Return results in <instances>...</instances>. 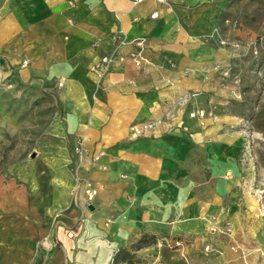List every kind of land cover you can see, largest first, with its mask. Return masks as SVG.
<instances>
[{"label":"crops","instance_id":"obj_1","mask_svg":"<svg viewBox=\"0 0 264 264\" xmlns=\"http://www.w3.org/2000/svg\"><path fill=\"white\" fill-rule=\"evenodd\" d=\"M238 2L0 0V79L47 84L60 103L20 182L0 180V264H110L143 234L184 240L183 254L154 243L135 253L162 264H264L261 201L240 162L245 90L212 68L239 60L219 44L237 34L223 21ZM115 34L145 36L146 62L91 70ZM184 92L193 95L178 106ZM195 109L202 120L188 116ZM150 119L162 123L133 137ZM80 139L79 175L97 188L90 208L72 170Z\"/></svg>","mask_w":264,"mask_h":264},{"label":"rangeland","instance_id":"obj_2","mask_svg":"<svg viewBox=\"0 0 264 264\" xmlns=\"http://www.w3.org/2000/svg\"><path fill=\"white\" fill-rule=\"evenodd\" d=\"M229 13L235 22L229 30L237 33L231 39L244 49V54L236 57L239 63L233 61L230 66L232 75L240 68L245 80L243 83L241 75L237 76L239 84L235 85H242L245 90V139L240 162L253 173L252 183L261 201L264 223V0H239ZM59 113V98L47 84L19 83L13 75L0 79V180L3 183L14 179L20 182L21 170L37 157V146L46 138L51 121ZM132 261L131 264H145L148 260L135 255Z\"/></svg>","mask_w":264,"mask_h":264},{"label":"built area","instance_id":"obj_3","mask_svg":"<svg viewBox=\"0 0 264 264\" xmlns=\"http://www.w3.org/2000/svg\"><path fill=\"white\" fill-rule=\"evenodd\" d=\"M130 1L132 4H138L144 0H130ZM156 1L162 2V3L165 2V0H156ZM156 16H157V11H153L151 13V17L155 18ZM223 22L228 28L230 26H234L235 24V22L231 20L229 17L225 18ZM113 39L117 41L114 49L111 52H107L101 55L99 60L95 62L94 64H92L91 70L103 74L104 72L108 71L110 67L112 66V64H114L116 61H122L125 58L129 59L135 66H142L146 62V57H145L146 37L145 36H138L131 40H126V38H124L122 35L115 34L113 36ZM219 44L224 47H230L235 52L236 57H240L241 55L244 54V49L235 39L225 38V37L220 38ZM126 45H131L132 46L131 49L128 52H126V54H118L117 52L118 48L126 46ZM26 63H27V60L22 61V65H25ZM212 68L221 72V75L224 78L231 77L230 66L222 67L220 64H214ZM231 80H232L233 85L239 84V78L237 76H233ZM58 84L62 85L63 81L59 80ZM192 95L193 93L191 92H184L178 98V100L176 101V104L178 106H184L186 102L191 98ZM239 96L240 94L238 93L237 97ZM205 115H206V112L203 109H195V110H190L188 112V116L190 118L197 117V118H200L201 120L205 117ZM161 123H162L161 119L143 120L132 126V135L135 138L145 136L151 133L156 128V126ZM201 123H203V121H201ZM73 154H74V159L72 163V170L76 175L77 181L81 184L82 191L85 195L86 204L87 206H89L92 203V200L94 199L97 193V188L93 185L90 179L82 178L79 175L80 168L84 162V159L88 155V150L84 146L82 139L78 140L76 144L74 145ZM100 155L101 153H93L91 155V161L96 162L100 158ZM210 218L211 220L213 219L215 220V217L213 215H211ZM220 230L226 234H229L232 230V226L229 222H225ZM68 235L73 236L74 233L72 231H69ZM39 243L43 246H49L50 244L49 240H47L46 238H42L39 241ZM154 244L156 247L168 245L172 248L180 249L183 254L184 240L182 238L160 237L156 239ZM230 248L232 250L237 249L235 245H232ZM204 249L209 250L210 246L207 244L204 246ZM261 255H262V259H264V251H262ZM110 264H131V263L127 261L116 263L114 261V258H112ZM145 264H162V262L159 259V256L155 255L154 257H150Z\"/></svg>","mask_w":264,"mask_h":264},{"label":"trees","instance_id":"obj_4","mask_svg":"<svg viewBox=\"0 0 264 264\" xmlns=\"http://www.w3.org/2000/svg\"><path fill=\"white\" fill-rule=\"evenodd\" d=\"M156 236L154 235H141L135 242H132L128 247H120L114 254V261L116 263L127 261L132 263L137 250L155 243Z\"/></svg>","mask_w":264,"mask_h":264},{"label":"water","instance_id":"obj_5","mask_svg":"<svg viewBox=\"0 0 264 264\" xmlns=\"http://www.w3.org/2000/svg\"><path fill=\"white\" fill-rule=\"evenodd\" d=\"M32 156H34V154H32ZM91 206H89V208H90Z\"/></svg>","mask_w":264,"mask_h":264}]
</instances>
